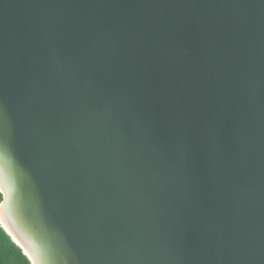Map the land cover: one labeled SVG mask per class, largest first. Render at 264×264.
<instances>
[{
	"label": "water",
	"instance_id": "obj_1",
	"mask_svg": "<svg viewBox=\"0 0 264 264\" xmlns=\"http://www.w3.org/2000/svg\"><path fill=\"white\" fill-rule=\"evenodd\" d=\"M0 105L31 264H264V0H0Z\"/></svg>",
	"mask_w": 264,
	"mask_h": 264
},
{
	"label": "trees",
	"instance_id": "obj_2",
	"mask_svg": "<svg viewBox=\"0 0 264 264\" xmlns=\"http://www.w3.org/2000/svg\"><path fill=\"white\" fill-rule=\"evenodd\" d=\"M3 195L0 192V202ZM0 264H31L23 250L13 241L0 224Z\"/></svg>",
	"mask_w": 264,
	"mask_h": 264
},
{
	"label": "snow or ice",
	"instance_id": "obj_3",
	"mask_svg": "<svg viewBox=\"0 0 264 264\" xmlns=\"http://www.w3.org/2000/svg\"><path fill=\"white\" fill-rule=\"evenodd\" d=\"M3 114V107L0 105V116ZM13 148L12 143L4 136H0V153L10 152Z\"/></svg>",
	"mask_w": 264,
	"mask_h": 264
}]
</instances>
